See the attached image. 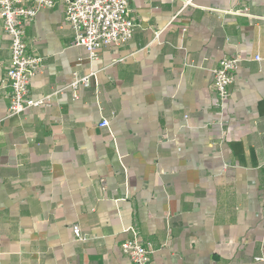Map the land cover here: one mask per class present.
<instances>
[{
	"label": "crops",
	"instance_id": "obj_1",
	"mask_svg": "<svg viewBox=\"0 0 264 264\" xmlns=\"http://www.w3.org/2000/svg\"><path fill=\"white\" fill-rule=\"evenodd\" d=\"M56 2L26 29L44 105L18 116L0 17V264H131V229L151 264H264V0H129L132 40L95 61ZM226 57L240 64L221 103Z\"/></svg>",
	"mask_w": 264,
	"mask_h": 264
},
{
	"label": "built area",
	"instance_id": "obj_2",
	"mask_svg": "<svg viewBox=\"0 0 264 264\" xmlns=\"http://www.w3.org/2000/svg\"><path fill=\"white\" fill-rule=\"evenodd\" d=\"M63 2L65 23L74 33L73 45L85 49L90 61L99 59L105 48L125 47L132 40L138 27L132 17L129 0H63ZM56 5V0H0V17L4 21V31L10 39L11 59L3 80L9 88L10 116L22 115L44 105V100H35L31 96L32 78L41 71L44 59L28 52L26 29L41 10L52 9ZM257 60L260 58L257 57ZM239 64V58L226 57L213 71V88L221 103L230 98V88L235 81ZM92 80L93 74L75 77L70 86L75 99L79 98V90L91 87ZM109 124L108 120H103L100 126L108 127ZM224 137L229 139L227 135ZM100 183L102 189L106 190V179L101 178ZM72 231L77 240H87L79 225H74ZM130 231L132 237L120 245L122 253L131 264H151L152 252L144 245L137 231L133 229ZM256 262H264V258L258 257Z\"/></svg>",
	"mask_w": 264,
	"mask_h": 264
}]
</instances>
